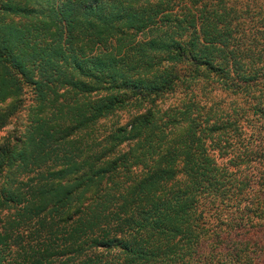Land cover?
Returning <instances> with one entry per match:
<instances>
[{"label":"trees","instance_id":"obj_1","mask_svg":"<svg viewBox=\"0 0 264 264\" xmlns=\"http://www.w3.org/2000/svg\"><path fill=\"white\" fill-rule=\"evenodd\" d=\"M8 125L0 264H264V0H0Z\"/></svg>","mask_w":264,"mask_h":264},{"label":"rangeland","instance_id":"obj_2","mask_svg":"<svg viewBox=\"0 0 264 264\" xmlns=\"http://www.w3.org/2000/svg\"><path fill=\"white\" fill-rule=\"evenodd\" d=\"M202 85H204V84H202V81H201V82L193 83L192 86L190 87L191 93L193 92L195 94V97L201 103H209V101L212 100V101H215V102L218 103V107L219 108H223V109L228 108L229 99H230L229 95H227L226 93L222 92L219 88H216L214 85L213 86H211V85L202 86ZM26 89H27V91H26V93L24 95L23 109L20 111L21 112V115H20L21 122L17 123L18 129L16 130V133L21 131V129L23 131L24 126L26 124V116H27L26 115V112H27L26 111L27 110L26 107H27V105H29V103H32L31 99H30L31 98V93L28 90V88H26ZM188 90H186L187 97L189 95L188 94L189 93ZM182 96H183V92L181 93L179 91L175 92L172 95L165 96L163 98L164 100L162 102H160L161 108H165L169 104L177 102L178 99L181 98ZM187 97H185V98H187ZM122 116H124V114H122ZM102 123H104V125L101 128H106L107 125L109 124V121L108 120L107 121L103 120ZM11 130H12L11 125H8L4 129L0 130V138L5 136L6 133H8ZM249 133H250V131L247 130L246 133H245V136H249ZM251 137H252L251 141H253V142L250 143L249 147H251V149H256V147H258V149H262L264 151V148H262L263 146L259 145L258 140L254 136H251ZM225 159L226 158H224L223 160H225ZM251 165H254V168L252 169L254 171H260L261 169L264 170V161L263 162H251ZM248 168L251 169L250 165H248ZM241 169L243 170V167ZM256 180H257L256 177H253V179L250 180V183L253 186V188H255V189H264V183H263V185H258L257 184L258 182Z\"/></svg>","mask_w":264,"mask_h":264}]
</instances>
